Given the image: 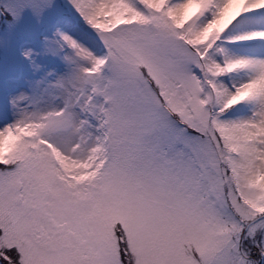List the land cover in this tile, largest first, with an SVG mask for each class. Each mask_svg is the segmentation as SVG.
<instances>
[{
    "label": "snow or ice",
    "instance_id": "snow-or-ice-1",
    "mask_svg": "<svg viewBox=\"0 0 264 264\" xmlns=\"http://www.w3.org/2000/svg\"><path fill=\"white\" fill-rule=\"evenodd\" d=\"M0 264H264V0H0Z\"/></svg>",
    "mask_w": 264,
    "mask_h": 264
}]
</instances>
